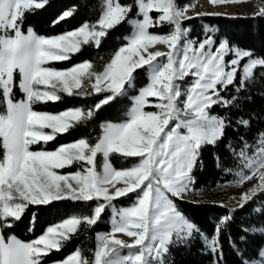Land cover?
<instances>
[{"label":"snow or ice","instance_id":"obj_1","mask_svg":"<svg viewBox=\"0 0 264 264\" xmlns=\"http://www.w3.org/2000/svg\"><path fill=\"white\" fill-rule=\"evenodd\" d=\"M49 3L0 0V149L4 153L0 159V264H42L44 257L59 251L81 225L85 229L95 225L106 207L115 213L113 228L109 234L98 235L93 259L78 248L53 264H166L170 245L187 241L194 233L205 249L219 255L220 232L231 214L222 217L214 234L208 236L176 210L169 194L182 197L191 190L201 147L215 145L229 126L227 117L211 115L210 109L234 106L236 97L226 98L221 92L229 86L239 92L254 83L257 72L264 69V57L237 49L227 40L217 43L210 35L203 40L190 39L184 27L191 19L187 15L190 5L181 6L177 0H134L133 4L102 0V15L95 23L85 22L53 37L40 36L31 28L24 34L25 13H35ZM134 10L136 18L129 19ZM76 11V6L66 9L53 23L73 17ZM257 14L264 17V7ZM125 21L133 28L132 35L102 70H94L91 61L64 70L46 66L70 60L85 45L99 48L108 31ZM164 26L170 28L166 34L149 31ZM156 44L166 45L168 51H150ZM229 55L233 58L226 61ZM241 61H245L242 66ZM146 66L150 82L135 98L126 120L103 123L94 144L80 138L54 151L30 150L32 145L46 144L86 125L103 106L126 95L133 87V73ZM188 78H192L190 84ZM14 88L21 99H15ZM94 94H103V98L91 107H74L58 114L33 109L36 104L61 101L63 95ZM150 104L158 111H145ZM237 124L247 128L250 121L241 118ZM185 128L186 133L182 131ZM98 154L103 158L99 172ZM114 154L138 161L131 168L116 170L109 162ZM234 154L241 160L236 182L258 179L255 187L242 194L238 206L243 207L257 192L264 193V132L258 133L251 145L241 138L239 152ZM73 164L79 170L64 175L56 171ZM120 182L123 186L117 187ZM132 193L137 202L116 211L112 201ZM63 200L95 201L96 206L91 216L66 218L49 226L35 241L25 243L9 236L6 242L4 229L19 221L30 205ZM117 233L132 242L117 238ZM124 249L128 250L126 256L121 255ZM258 255V260L245 264H264V249Z\"/></svg>","mask_w":264,"mask_h":264},{"label":"trees","instance_id":"obj_2","mask_svg":"<svg viewBox=\"0 0 264 264\" xmlns=\"http://www.w3.org/2000/svg\"><path fill=\"white\" fill-rule=\"evenodd\" d=\"M198 0H177L181 6L190 5L193 8ZM121 4H133L134 0H120ZM77 7L73 17L58 24L53 21L66 9ZM102 15V0H50L49 5L35 13L26 12L21 31L27 34L29 28L36 34L44 37H53L79 28L85 22L95 23ZM135 10L129 14V19H135ZM202 21L204 25L218 30L215 35L217 41L226 39L231 46H237L242 50H250L258 57H264V17L254 15H242L227 17L220 15L195 17L184 22V27H191L192 39H204L202 28L197 24ZM170 31L168 26L153 28L150 32L166 34ZM199 31V32H196ZM133 28L128 22L108 31L99 48L85 45L78 54H73L68 61H60L51 64L57 70L71 68L75 64L91 61L94 70H102V66L108 63L114 54L124 47L131 37ZM243 65V64H242ZM147 68L138 69L133 73L136 89L131 90L124 96H118L108 105L103 106L86 125H80L69 133L57 135L53 141L46 144L41 142L30 146L32 151H54L59 146L65 145L80 138H86L92 144L101 135V125L105 122L121 123L127 118L129 110L134 103V97L140 89L145 88L150 82V76L146 73ZM264 69H260L255 77V82L246 88L236 91L235 87L229 86L221 92L226 98L236 97L234 106L224 108L213 106L212 114L227 117L229 126L225 129L222 139L215 145L207 144L201 150L197 165L193 169L195 193H207L213 191L223 183L231 181L232 175L238 169L236 152L239 151L240 141L243 138L250 145L255 141L258 133L264 132ZM18 79V77H17ZM239 84V74L237 76ZM126 87V86H125ZM15 99H21L22 95L14 88ZM103 98V94H94L86 97H68L63 95L61 101L36 104L33 109L38 112L58 114L74 107H91ZM3 108L0 107V112ZM243 118L250 121V126L245 128L237 121ZM2 139V138H0ZM231 148V150H230ZM3 150L0 149V159L3 158ZM101 156H99L100 159ZM138 160V159H137ZM101 161V160H99ZM120 169L131 166L120 164L113 160ZM134 165V164H133ZM79 166L73 164L65 169V173L75 172ZM136 195L129 194L112 201L117 206H128L135 201ZM176 205L201 233L211 236L216 230L217 224L222 217L231 214V220L223 226L219 240L221 252L219 255L210 253L205 249L200 236L193 234L187 241L175 242L169 247L166 264H245L259 259V252L264 248V235L255 234V231H264V193L257 194L244 204L243 207H231L220 205L215 202H199L195 199H176ZM95 201L77 202L71 200L55 201L48 205H30L22 214L19 221L12 227L3 231L5 240L14 236L18 240L28 243L35 241L45 230L58 222L73 215L91 216ZM110 208L106 207L101 218L90 228L80 226L77 234L66 243L59 251H53L44 257L42 264H53L54 261H62L78 248L82 254L93 259L97 249L98 235L111 232ZM243 237V239H241Z\"/></svg>","mask_w":264,"mask_h":264},{"label":"rangeland","instance_id":"obj_3","mask_svg":"<svg viewBox=\"0 0 264 264\" xmlns=\"http://www.w3.org/2000/svg\"><path fill=\"white\" fill-rule=\"evenodd\" d=\"M209 1L211 3H213L212 0H209ZM198 2H199V0H198ZM198 2L196 3V5L193 8H191V9L188 8L187 15L189 17L195 18L197 16L204 17V16H212V15H220V16H227V17H237V16H242V15H247V14L254 15V14L258 13V10H259L260 7H264V0H249V1L240 0V2H235V3H213V6L209 7L208 11L203 12L198 7ZM153 15L155 16L156 14L153 13ZM197 26L202 28V31H203V34H204V38L206 36L210 35L211 38L214 41H216L217 43L220 42V41L226 40V39H221V40L217 41L216 38H215V35L218 33V30L216 28H214V27H210L208 25H204V23L202 21H200L197 24ZM185 28L188 29V37L190 39H192V37H191V31H192L191 27H189V28L185 27ZM152 29L153 28L149 29V31L152 30ZM196 32H199V31H196ZM161 46H162V44L158 45V47H161ZM233 47H235L237 49H240L237 46H233ZM232 58L233 57L231 55H229L228 57H226V61L229 60V59H232ZM158 59H160V58H158ZM55 62H57V61L49 62L46 66L47 67H51V64H53ZM58 62H60V61H58ZM244 62L245 61H241V66H242V64ZM51 68H53V67H51ZM146 68H147V66H146ZM146 73L150 76V72L148 70L146 71ZM191 80H192V78H188L187 79V83L190 84ZM125 86H126V88H128L127 84ZM133 89H136V84H134V81H133V87L130 88L127 91L126 94H128ZM141 90L142 89L139 90L138 95L140 94ZM136 97H134V100H135ZM149 99L153 103L155 102V98H149ZM211 109H210V114L214 115V114H212ZM145 111H158V109L153 107V106H151V104H150L149 106H146ZM171 126L172 125H170V127ZM46 131H50V130H46ZM182 131L184 133H186L187 129L185 128ZM204 146L205 145H203L201 147V149ZM199 154H200V151H199ZM99 156H101V155L98 154L97 159H96V169H97L98 172L102 171V169H103V158L101 156L100 159H99ZM137 159L138 158H125V157H123V156H121L119 154H114V155H111L109 157V162L111 163V165H112V167L114 169L121 170L120 168H118L116 166V164L114 163L113 160H118L120 162V164H123V166H127L126 164H128V162H131V163H129V164H132L131 166L123 167L124 169H128V168L133 167L134 166L133 164L137 163V161H138ZM236 159H237L238 169H236V171L234 173V176L232 175L231 181L221 184L217 188L213 189V191L207 192V193H200V192L199 193H195L194 189H193V185H192L191 190L186 192V193H184V195L182 197H173V196H171L169 194V199L175 205L176 210L184 218H186L190 223H192V222L183 213H181L179 208L177 207V205H176V199L177 198H180V199H183V200H185V199H195L196 201H199V202H215V203H218V204L224 205V206L227 205V206H231V207H236V206L239 205V201H240V198H241L242 194L245 193V192H248L250 189H252L253 187L256 186V184L258 183V179L256 177H253V179L248 180V181H246V182H244L242 184H238L236 182L237 181V175L236 174H237V172H239L241 170V168H240L241 160L237 157V155H236ZM99 160H101V161H99ZM68 167H70V166H68ZM68 167H66V168H68ZM65 169H58L56 171L59 174L64 175V174H67V173H65ZM244 171H245V174H248V170L247 169H245ZM192 175H193V173H192ZM137 191H139V190H137ZM136 202H137V195H136L135 201L133 203H131L130 205H128V206H120L119 207L115 203H112V205L114 206L116 211H120L122 209H127V208L132 207ZM110 214H111L110 223H111V231H112L113 223H114V216H115V213L113 212L112 208H110ZM109 233H111V232H109ZM109 233H101V234H109ZM254 233L255 234L264 235V231H255ZM119 234H121V233H119ZM122 235H124V234H122ZM124 236H125V238H128L129 243L132 242V239L130 237H127L126 235H124ZM127 254H128V250H126V249L121 250V255L122 256H126Z\"/></svg>","mask_w":264,"mask_h":264},{"label":"bare ground","instance_id":"obj_4","mask_svg":"<svg viewBox=\"0 0 264 264\" xmlns=\"http://www.w3.org/2000/svg\"><path fill=\"white\" fill-rule=\"evenodd\" d=\"M246 1H249V0H246ZM212 6H213V3H211L209 0H199V2H198V7H199L203 12L208 11V8H209V7H212ZM222 7H223V6H222ZM158 45H159V44H156V45H154V46H151L149 50H151V51H164V52H167L168 49H167V46H166V45H163V44H162L161 47H158ZM120 186H123V182H120V183L117 185V187H120ZM116 236H117V238L123 239V240H125V241H127V242L129 243L128 238H125L124 235L117 233Z\"/></svg>","mask_w":264,"mask_h":264}]
</instances>
